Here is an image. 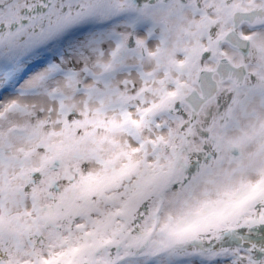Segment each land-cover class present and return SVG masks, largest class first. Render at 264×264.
I'll use <instances>...</instances> for the list:
<instances>
[{"label": "snow or ice", "instance_id": "snow-or-ice-1", "mask_svg": "<svg viewBox=\"0 0 264 264\" xmlns=\"http://www.w3.org/2000/svg\"><path fill=\"white\" fill-rule=\"evenodd\" d=\"M0 264H264V0H0Z\"/></svg>", "mask_w": 264, "mask_h": 264}]
</instances>
